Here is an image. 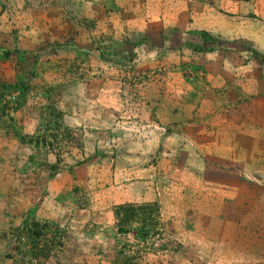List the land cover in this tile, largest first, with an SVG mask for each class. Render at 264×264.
Returning a JSON list of instances; mask_svg holds the SVG:
<instances>
[{"label": "rangeland", "instance_id": "374dc122", "mask_svg": "<svg viewBox=\"0 0 264 264\" xmlns=\"http://www.w3.org/2000/svg\"><path fill=\"white\" fill-rule=\"evenodd\" d=\"M0 264H264V0H0Z\"/></svg>", "mask_w": 264, "mask_h": 264}]
</instances>
